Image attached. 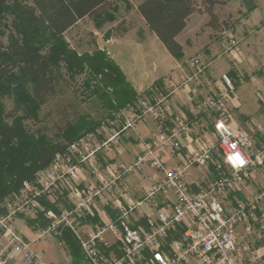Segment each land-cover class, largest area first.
Wrapping results in <instances>:
<instances>
[{
  "label": "built area",
  "instance_id": "obj_1",
  "mask_svg": "<svg viewBox=\"0 0 264 264\" xmlns=\"http://www.w3.org/2000/svg\"><path fill=\"white\" fill-rule=\"evenodd\" d=\"M190 64L197 68L193 78L197 80L199 59H191ZM234 93L232 79L223 75L217 95L203 99L198 105L196 115H207L213 121L212 136L206 132L194 139L187 123L180 121L178 127L166 129L151 140H141L143 150L136 161L116 166L108 179H101V186L74 187L72 181L78 178L75 161L98 172L95 153L109 141L118 144L120 130L109 139L107 130L96 129L58 152L49 166L23 183L20 191L0 200V264H49L31 245L37 241L46 244L50 238L66 232L76 238L89 264H264V187L246 200H239L231 209L221 200L228 190L242 191L247 181L253 179L252 171L264 169V144L258 148L245 130L231 125ZM166 98L151 95L137 99L136 106L123 113L121 131L134 130L139 121L150 115L162 120L169 111ZM101 136L103 141L99 140ZM183 140L190 143L189 156L175 168L167 166L162 154L177 158ZM215 157L220 169L218 177L190 183L191 171L207 167ZM145 167L155 172L145 198L128 202L121 208L117 221L104 222L84 237L79 224L85 215L94 216L95 201H105V194L116 183L124 184L128 173ZM63 189L70 190L72 209L61 213L44 210L49 224L27 234L30 242H26L17 227L18 218L33 217V212L40 208L38 199L52 197ZM158 195L169 200L170 208L155 210L148 229L134 228L132 214L142 212L144 204ZM179 228L183 229L182 236L169 243L168 252L163 251V243ZM107 233L118 240L119 256L106 252L110 249ZM257 242H261L260 247Z\"/></svg>",
  "mask_w": 264,
  "mask_h": 264
},
{
  "label": "crops",
  "instance_id": "obj_2",
  "mask_svg": "<svg viewBox=\"0 0 264 264\" xmlns=\"http://www.w3.org/2000/svg\"><path fill=\"white\" fill-rule=\"evenodd\" d=\"M142 20L144 21L143 18ZM186 29L178 37V40L184 46V55L181 59L171 56L150 29L147 33L137 31V33L131 34L132 36L127 40H124L125 49L130 50L128 61L117 54L122 64L130 71V75L126 73L123 66L115 58L109 56L122 72L124 83L132 89L134 98L131 103L126 104V109L123 112L120 109L118 110V118L111 117V121L100 126L101 129L107 130V138L109 139L119 130L120 135L117 138L118 144L114 143L115 140L109 141L105 147L95 153L94 160L98 172H94L88 165L75 161L78 178L72 181L74 187L101 186V179H108L116 166L131 165L136 161L143 150L141 140H151L166 129L178 127L180 121L187 123L194 139L203 136L206 132L212 136V119L204 114H196H198V105L203 99L217 95L220 79L223 75H228L235 85L233 106L231 107V125L245 130L254 139L258 148L264 144V132L262 131V128L264 129V99L260 97V92H264L263 61L258 62L253 69L249 51L239 46V40L232 33H229L228 38L230 39H227V45H224L225 57L222 58V55H220L221 44L202 45L201 42H192V39L189 41V38L183 42L181 37ZM130 33H127L126 36ZM111 41L107 40V43ZM262 48L263 45L259 43L250 52L264 56ZM198 53L200 55H196V58L200 62V73L199 78L194 80L197 68L193 67L190 61ZM261 56L260 59H262ZM242 70L244 73H242ZM243 86H245V89L241 91L240 89ZM151 95L156 97L165 95L167 97L169 111L165 114V117L158 120L150 115L139 121L134 130L121 131L124 125L123 113H127L132 107L136 106L137 99ZM257 95L260 97V100L258 99L260 104L256 101ZM103 139L104 136L99 137L100 141H103ZM77 140L71 143L65 141L64 150ZM182 146V151L177 158L172 159L168 155L162 154L167 166L175 168L189 156L190 143L183 140ZM217 160L218 158L215 157L214 162L205 168H194L191 171L189 182H207L217 178L220 172L219 165L216 164ZM252 173L253 179L247 181L246 187L242 191L228 190L223 194L221 200L227 209H231L239 200H246L264 187V169L258 168ZM153 174L155 172L149 167L128 173L124 184L116 183L112 190L105 194V201L99 199L95 201L94 216L85 215L79 224L81 234L85 237L104 222L117 221L121 214V208L126 207L128 202L142 201L145 198L146 190L151 184ZM192 188L196 189L194 185ZM38 203L40 208L33 212V217L21 215L17 220L20 235L26 242H30L27 234H34L37 229L44 228L49 224L43 213L44 210H54L61 213V211H68L73 207L69 189L58 191L52 197L43 196L38 199ZM159 208H170L169 200L161 195L150 202H146L142 212L135 211L132 214V226L148 229L149 220L154 217L155 210ZM182 233V228L172 233L163 243V251L168 252L169 243L173 239L182 236ZM106 239L110 244V249L106 252L112 256H119L121 252L115 236L112 233H107ZM55 242H58L59 246ZM256 245L260 247L261 242H257ZM62 247L64 249L60 251L61 253L55 251L57 249L61 250ZM31 248L35 252L42 253L45 261L49 264H68L71 262V258L79 257L81 252L80 248L76 251L72 250L70 244L62 236L52 237L46 244L37 241L31 245Z\"/></svg>",
  "mask_w": 264,
  "mask_h": 264
},
{
  "label": "rangeland",
  "instance_id": "obj_3",
  "mask_svg": "<svg viewBox=\"0 0 264 264\" xmlns=\"http://www.w3.org/2000/svg\"><path fill=\"white\" fill-rule=\"evenodd\" d=\"M141 2L142 0H111L107 5L108 9H112L109 14L93 19L85 18L60 38L53 35L47 27L28 28L21 22L20 27L25 31L21 43L24 44L28 37L35 39L31 44L52 57L62 72L63 79L58 86L57 94L38 108L29 100L31 84L15 70L13 82L0 83V86L7 87L6 94L0 95V122L15 126V123L22 121L23 129L19 134L34 138L46 136L65 145L67 141L60 138L62 134L57 133L79 116L80 120L85 119L86 122L98 124L94 130L102 128L100 126L111 121V117H117L118 111H110L104 97L107 96L116 105L119 103L117 101L119 96L116 94L119 79L116 77L110 80L108 77V73L115 75L114 68L111 69L109 64L111 62L109 56L115 58L130 75V71L122 64L118 55L128 61L130 50L125 49L124 40L137 31L142 33L149 31L137 9ZM196 2L197 12L189 19L186 32L181 37L183 42L189 38V41L192 39V42H201L202 45L221 44L220 55L224 58V45H227L226 40L230 39L229 33H232L239 40V46L249 51L253 69L261 60L264 63L262 54L250 52L259 43L263 45L264 51V0H219L214 8V16L206 12L202 0ZM29 4L30 0H0V30L5 32L2 36L4 46L9 35L17 33L14 27L16 13L21 14L23 8ZM250 7H255L252 12H248ZM125 30L131 32L130 35H123ZM107 40L112 41L107 43ZM196 55L199 56L200 53L195 54V57ZM244 89L245 86L240 90ZM260 97L264 99L263 91L260 92ZM260 97L257 95L256 101L260 100ZM257 103L260 104L259 101ZM27 107H30L28 113L25 111ZM125 109L126 105L120 108L122 112ZM93 131L84 132L83 135ZM262 131L264 132L263 128ZM217 156L221 164V157L219 154ZM221 167L224 169L222 164ZM55 243L59 246L58 242ZM60 249L55 251L61 253L64 248ZM71 259L68 264H88L82 252L79 257Z\"/></svg>",
  "mask_w": 264,
  "mask_h": 264
},
{
  "label": "trees",
  "instance_id": "obj_4",
  "mask_svg": "<svg viewBox=\"0 0 264 264\" xmlns=\"http://www.w3.org/2000/svg\"><path fill=\"white\" fill-rule=\"evenodd\" d=\"M110 1L30 0V4L23 8L21 14L16 13L14 27L17 33L9 35L5 46L2 43L5 32L0 30V83L13 82L15 80L13 73L18 70L20 75L31 84L29 100L33 106L40 108L48 103L58 92V86L63 79L62 72L50 55L31 44L35 39L28 37L24 44L21 43L25 31L21 29L20 23L28 28L47 27L53 35L60 38L85 18L93 19L109 14L112 10L107 8ZM202 2L206 6V12L214 16V8L219 0H202ZM254 8L250 7L248 12H252ZM137 9L148 28L157 36L169 54L181 59L184 55V46L178 37L187 28L192 15L197 12L196 0H142ZM127 33L128 30H125L122 34ZM109 64L111 69L114 68L116 75L108 73L109 79L116 77L119 79L118 93H116L119 96L117 100L119 103L117 102L116 105L113 100L104 97L107 100V107L118 111L133 100L134 94L124 83L122 72L115 62L111 60ZM6 91L7 87L0 86V95H5ZM29 108L25 109L26 113L29 112ZM78 119L68 122L60 129L57 133L62 134L60 138L71 143L94 130L98 125L86 122L85 119H79L80 121ZM20 123L9 126L0 122V200L13 192L20 191L25 181L33 180L37 172L49 166L55 155L65 148V145L59 141L46 136L34 138L19 134L23 129L22 121ZM62 238L70 244L72 250L76 251L80 248L72 234L66 232Z\"/></svg>",
  "mask_w": 264,
  "mask_h": 264
}]
</instances>
